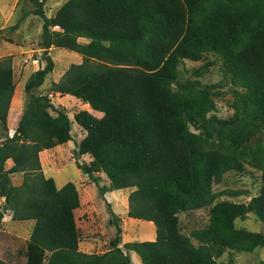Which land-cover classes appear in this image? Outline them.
Here are the masks:
<instances>
[{"label":"trees","instance_id":"16d2710c","mask_svg":"<svg viewBox=\"0 0 264 264\" xmlns=\"http://www.w3.org/2000/svg\"><path fill=\"white\" fill-rule=\"evenodd\" d=\"M40 0L11 26L33 13L42 20L38 54L42 65L24 83L28 100L11 136L7 113L15 89L12 57L0 58V221L8 210L16 221L34 220L23 249V264H219L226 250L252 252L264 246V232L235 226L253 213L264 223V0H66L46 16ZM54 27H57L55 29ZM86 38V42L80 41ZM79 53L49 90L70 94L102 112L73 114L85 134L74 155L88 154L77 167L108 185L99 191L132 188L127 216L152 221L153 240L119 246L120 227L103 253L78 249L75 184L56 188L46 178L31 146L49 149L71 137V119L49 96L35 93L53 70L50 47ZM217 56L223 78L202 88L178 78L184 60ZM209 66L193 70L197 76ZM230 83L232 115L218 117L213 96ZM212 112V113H211ZM191 127L193 129H191ZM12 165L5 168V161ZM249 165L261 171L260 190L247 202L216 200L242 190L213 191L224 173ZM22 173L14 184L11 174ZM209 206L208 223L189 234L178 214ZM116 217V216H115ZM196 239L197 245L192 242ZM0 264H7L0 260ZM259 264H264V259Z\"/></svg>","mask_w":264,"mask_h":264},{"label":"rangeland","instance_id":"374dc122","mask_svg":"<svg viewBox=\"0 0 264 264\" xmlns=\"http://www.w3.org/2000/svg\"><path fill=\"white\" fill-rule=\"evenodd\" d=\"M40 0H0V58L10 55L12 65L14 66L15 90L10 101V107L14 110L16 107L22 112L28 100V93L24 92V83L31 70H35L42 65L38 54L41 53L39 40L41 33L42 20L37 15L29 13L19 21L15 29H11L23 12L32 10ZM66 0H46L43 9L46 16H53L60 5ZM57 29V27H54ZM80 41L86 42V38H80ZM54 67L45 77L43 84L34 90L35 93L45 94L50 97L52 103L64 108L70 117L72 139L66 143L59 144L57 147L41 150L34 144L31 149L38 155L43 175L52 176L58 184L61 182L72 181L78 190L81 199V205L75 213L78 225V233L81 241V248L89 253H103L109 249L110 239L116 234V226L120 227V248L125 250L123 242L132 230L144 229L147 226L145 220H137L127 217L128 202L126 194L132 188H122L112 190V196L105 198L99 191V185L108 184L109 180L101 172L98 174V183L96 184L91 176L79 169L75 163H88L91 158L88 155H74L76 144L84 135L82 129L73 118V114L86 105L80 99L70 94H60L49 90L50 84L57 81L66 68L71 63H80L82 56L72 50L62 47H50L48 49ZM204 62H209V66L203 71V74L197 76L193 70L201 66ZM223 78V68L221 60L213 54H205L199 61L184 60L178 67V78L172 83L173 89L177 88V83L191 80L195 86L202 88L219 82ZM218 91V95L213 96L216 111L214 113L221 118H228L232 115L233 109L230 106L232 99L230 83L223 82L220 87L212 88ZM89 107V105H88ZM212 113V112H211ZM191 129H193L191 127ZM0 126V135H2ZM259 137L263 140L264 130ZM2 138H0L1 141ZM49 170V171H48ZM97 174V173H96ZM261 171L249 165H245L243 171L230 170L224 173L222 181L213 184L212 189L215 192L223 190H242L245 193L236 197L220 195L216 200L228 199L235 202H247L250 197L256 195L260 190ZM80 177V179L78 178ZM21 176L13 178V183L21 182ZM78 178V179H77ZM100 181V182H99ZM128 196V195H127ZM127 208V211H126ZM209 206L181 212L178 214L180 231L189 234L194 228L204 227L208 223ZM123 215V219L119 215ZM116 216V217H115ZM142 222V223H140ZM235 226L251 231L264 232V223L253 214L249 213L244 219H236ZM33 220L16 221L11 219V213L7 210L0 222V260L7 264H23L24 258L17 253L23 249L26 240L29 238L32 230ZM151 224V223H150ZM130 240H140L137 234L132 235ZM192 242L197 245L196 239ZM79 249V246H78ZM132 264L136 262L130 258ZM264 259V246L254 249L252 252H238L226 250L220 256L216 257L219 264H259Z\"/></svg>","mask_w":264,"mask_h":264},{"label":"crops","instance_id":"0c3cea01","mask_svg":"<svg viewBox=\"0 0 264 264\" xmlns=\"http://www.w3.org/2000/svg\"><path fill=\"white\" fill-rule=\"evenodd\" d=\"M12 70H13V78H14V71H15V69H14V66L12 65ZM32 71H34V70H31V72ZM30 72V73H31ZM30 73L28 74V76L30 75ZM15 90V89H14ZM14 94V93H13ZM85 105H86V107H85V109L86 110H88L90 113H92L93 115H95L96 117H100L101 115H102V112H100V111H98V110H94V109H92L90 106L88 107V103H85ZM21 114H22V111L20 110V109H18V107H16L14 110H12V107H10V105H9V109H8V113H7V129H6V133L9 135V136H11L12 134H13V132H14V130H15V128H16V126H17V123H18V120L20 119V116H21ZM72 126V125H71ZM81 129H82V131L84 130L81 126H79ZM84 132V131H83ZM85 133V132H84ZM84 135H82V137H83ZM72 137V136H71ZM81 137V138H82ZM0 138H2V135H0ZM80 140V139H79ZM66 143V142H65ZM64 144V143H63ZM58 145H56V147H57ZM55 147V146H54ZM41 150H43L44 151V149H41ZM83 155H88V154H83ZM89 156V155H88ZM91 158V157H90ZM12 165V162H11V160L10 159H8V160H6L5 161V168H8V167H10ZM49 171V170H48ZM102 173L103 172H101V175H102ZM104 174V173H103ZM95 175H97L98 177H101V175H99L98 173L97 174H95ZM105 175V174H104ZM17 176H21L22 177V173H14V174H11V179H12V181H13V178L14 177H17ZM46 178H51L52 179V181H53V183H54V186L58 189V188H60L65 182H61L60 184H58L57 182H59V180H55L52 176H47L46 175ZM79 179H80V177H78ZM77 178V179H78ZM105 178H107L106 176H105ZM21 180H22V178H21ZM107 181H108V179H107ZM95 182V181H94ZM98 182V181H97ZM100 182V181H99ZM15 184V183H14ZM98 185L99 186H103V185H108V184H103V185H100V183H98ZM76 186V185H75ZM77 188V187H76ZM125 189V188H124ZM127 189H130V188H127ZM112 190L111 191H105L104 193H103V195H104V197L105 198H107V197H109L108 199H110L111 198V194H112ZM127 195L128 194H126V197H127ZM112 199V198H111ZM3 201H4V199H3V197H0V206L2 205V203H3ZM79 202H80V204H79V207H80V205H81V199H80V196H79ZM79 207H77L76 209H74V217H75V213H76V211L79 209ZM126 211H127V208H126ZM127 213V212H126ZM249 214V213H248ZM117 215H119V218H121V219H123L124 217H123V215H121V214H117ZM128 217V216H127ZM129 218H131V217H129ZM29 220H32V219H29ZM140 220V219H139ZM1 222V221H0ZM75 222H76V226H77V229H78V225H77V219H76V217H75ZM140 223H142V222H140ZM143 223H145L147 226H145V228L144 229H138V231H137V233H138V235L140 236V240H153L154 238H155V226H154V224H153V222L152 221H145V222H143ZM151 223V224H150ZM33 224H34V220H33ZM33 224H32V227H33ZM79 231V230H78ZM136 233V231H134V229L132 230V232L131 233H128V237L127 238H125V240H124V242L123 243H125V242H128V241H131L130 240V237L132 236V235H135V234H137ZM81 241H80V237H79V241H78V246H79V250L80 251H82V252H86V253H89L88 251H86V250H83V249H80L81 248ZM263 247V246H262ZM132 257V259L136 262V264H141V261H140V258H139V256L135 253V252H133V251H131L130 252V258Z\"/></svg>","mask_w":264,"mask_h":264},{"label":"water","instance_id":"95a60500","mask_svg":"<svg viewBox=\"0 0 264 264\" xmlns=\"http://www.w3.org/2000/svg\"><path fill=\"white\" fill-rule=\"evenodd\" d=\"M85 172V171H84Z\"/></svg>","mask_w":264,"mask_h":264}]
</instances>
